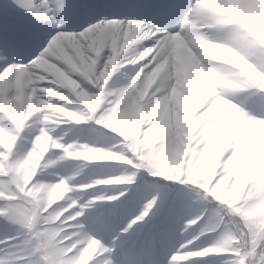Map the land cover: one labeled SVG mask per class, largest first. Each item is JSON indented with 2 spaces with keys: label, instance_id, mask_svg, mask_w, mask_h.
Wrapping results in <instances>:
<instances>
[{
  "label": "snow or ice",
  "instance_id": "snow-or-ice-1",
  "mask_svg": "<svg viewBox=\"0 0 264 264\" xmlns=\"http://www.w3.org/2000/svg\"><path fill=\"white\" fill-rule=\"evenodd\" d=\"M54 156L129 175L70 187ZM141 171L199 205L168 264H264V0H0V264H118L128 197L92 190Z\"/></svg>",
  "mask_w": 264,
  "mask_h": 264
},
{
  "label": "trees",
  "instance_id": "trees-1",
  "mask_svg": "<svg viewBox=\"0 0 264 264\" xmlns=\"http://www.w3.org/2000/svg\"><path fill=\"white\" fill-rule=\"evenodd\" d=\"M91 135H94V133H90ZM69 163H72V168L69 169V175H73L76 173L77 169H79L82 165L84 166V171L77 176V179L75 182H73L71 185L75 186L76 184L79 185H87L90 183H93L98 178H112V177H123L125 179L128 178L129 172L127 168L113 163H88L83 161H71L68 160ZM219 170V167L217 168ZM151 180H154V184L150 186ZM231 183V181H230ZM141 187L144 188H152L153 194L151 193V196L144 202L143 204V210L146 206V204L152 200L153 198L157 199V204L153 207V209L149 212V216L145 218V221L140 222V224L133 226V229H131L127 234H123L119 236L120 240L124 238V236L128 235L131 236L135 233H138L140 228L145 223H155L158 224V226L161 228H164V231L167 233H170L172 227L171 223H168V220L175 221L177 219L176 217V206L172 205V203H169L168 205L166 200L169 198L172 191H174L176 188H179L181 193L180 197L182 199V216L181 221L179 223L178 230L180 231V239L179 242L183 243L185 239L191 238L192 235H194V232H190L185 236H181V232L183 230L184 224L186 221L190 220L194 215L198 214L197 210L199 208V205L194 203L196 200V195L194 192L189 191L186 188L181 187L178 184L165 182L160 178H154L148 175L146 171H141L135 178V183L133 184H124V185H104V186H97L96 189L92 190V194L94 196H112V195H119L120 190H123L125 193V196L128 197L127 200H125L124 196H121L120 199L122 203L118 204V207L120 209L119 217L123 221L124 225L126 226L127 221L130 218H135L136 216L140 215L142 211L134 207V204L132 202L133 199H136L137 196L135 195V191L140 189ZM97 205H107L109 203H116L114 201H108L106 199L103 200H97ZM132 207L130 210H128V206ZM166 209V212L163 216L161 214L163 213V209ZM126 208V209H125ZM132 211V216L130 215V212ZM157 219L162 220L164 223H161V226L159 222H157ZM161 228V231L163 232ZM159 231V230H158ZM162 237V233L159 231ZM164 233V232H163ZM212 241L205 239L202 241H198L196 245H193V248H203L209 244H211ZM180 245V244H179ZM194 260H202V258H193ZM211 259V260H210ZM214 257L206 258V261H203L204 264H208V262L213 261Z\"/></svg>",
  "mask_w": 264,
  "mask_h": 264
},
{
  "label": "clouds",
  "instance_id": "clouds-1",
  "mask_svg": "<svg viewBox=\"0 0 264 264\" xmlns=\"http://www.w3.org/2000/svg\"><path fill=\"white\" fill-rule=\"evenodd\" d=\"M225 55H227V54H225ZM229 56H231V55H229ZM231 57H235V58L239 59L236 56H231ZM232 78L234 79L235 76H233ZM88 158H90V159H103L105 157H104V154L102 152H94V153L88 154Z\"/></svg>",
  "mask_w": 264,
  "mask_h": 264
},
{
  "label": "rangeland",
  "instance_id": "rangeland-1",
  "mask_svg": "<svg viewBox=\"0 0 264 264\" xmlns=\"http://www.w3.org/2000/svg\"><path fill=\"white\" fill-rule=\"evenodd\" d=\"M224 56H225V57H228L227 55H224ZM241 67H244V66L241 64ZM69 133H70V131H69ZM113 246H114V245H113ZM115 247H116V246H115ZM116 249H117V247H116ZM96 254H98V251H97L96 253H92V254H91L90 258L87 259L86 264H88L89 262H91V261L93 260V256L96 255ZM129 264H132V263H129Z\"/></svg>",
  "mask_w": 264,
  "mask_h": 264
}]
</instances>
